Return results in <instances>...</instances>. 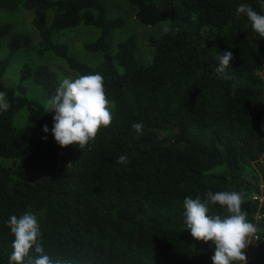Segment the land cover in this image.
I'll return each instance as SVG.
<instances>
[{
  "label": "trees",
  "instance_id": "16d2710c",
  "mask_svg": "<svg viewBox=\"0 0 264 264\" xmlns=\"http://www.w3.org/2000/svg\"><path fill=\"white\" fill-rule=\"evenodd\" d=\"M118 1L134 7L143 25H169L148 39L147 64L137 60L133 38L113 42L126 23L110 13L112 1L0 0L7 51L0 92L10 104L0 113V264L13 251L6 226L13 214H36L44 254L60 264H212L214 246L195 240L183 215L185 198L203 202L207 191L240 193L255 225L264 215L255 199L264 190L251 174L256 169L264 182V38L236 15L241 3L264 15V0ZM19 10L34 15V51L45 60L34 69L23 64L10 82L13 56L34 43L10 19ZM86 27L97 32L80 44L100 55L93 66L57 40ZM225 51L234 59L218 74ZM51 57L77 77H103L112 123L81 150L61 148L51 133L54 113L45 105L63 81ZM29 79L44 90L43 102L27 95ZM135 123L143 124L138 138ZM121 155L126 164L117 163ZM208 214L228 215L219 205ZM257 237L246 264H264V226ZM38 255L31 251L24 264Z\"/></svg>",
  "mask_w": 264,
  "mask_h": 264
},
{
  "label": "clouds",
  "instance_id": "9594fccd",
  "mask_svg": "<svg viewBox=\"0 0 264 264\" xmlns=\"http://www.w3.org/2000/svg\"><path fill=\"white\" fill-rule=\"evenodd\" d=\"M236 15L246 16L252 30L260 38H264V15L245 3L236 8ZM218 59L216 72L223 74L231 66L230 61L234 57L231 51H225ZM9 107L7 94L0 92V113L6 112ZM45 107L48 113H54L51 133L61 148L75 145L81 150L95 140L102 127L107 128L112 123L110 101L100 74L81 75L74 80L64 79L55 94L47 100ZM132 128L138 138L142 134L143 124L135 123ZM42 130L45 133L49 131L47 125ZM127 162L124 155L117 161L120 164ZM204 195L203 202L199 196L195 199L185 198L184 228L190 231L195 240L211 242L215 249L211 257L212 264H246V250L258 237L257 225L249 222L247 213L242 210L243 197L235 191H207ZM209 205H219L226 209L228 215H209ZM6 226L14 237L9 264H24L25 258L33 250L39 255L29 258L27 264H60L44 254L36 214L25 212L20 217L13 214L7 220Z\"/></svg>",
  "mask_w": 264,
  "mask_h": 264
},
{
  "label": "rangeland",
  "instance_id": "374dc122",
  "mask_svg": "<svg viewBox=\"0 0 264 264\" xmlns=\"http://www.w3.org/2000/svg\"><path fill=\"white\" fill-rule=\"evenodd\" d=\"M109 1L114 2L112 6L108 4L110 13L113 15H122L126 23L125 28L115 36L113 42L116 43V41L123 40L128 37L133 38L136 43L135 56L137 60L142 64H147L150 57V50L147 46L148 39L150 37H157L164 34L169 28L168 23L162 22L156 25H143L136 20L134 7L126 4L123 1ZM33 17V14L23 10H19L14 16L10 17V19L15 22L16 26L21 31L25 32L33 38L34 42L32 45L33 50L27 53L19 52L13 56V59L9 64L6 73V79L10 80V82H17L18 73L23 64L27 63L34 69L38 64L42 63L45 60L44 58L39 57L34 51V47L37 44V35L32 26ZM6 18L7 17H5V19ZM96 36L97 32L94 29L86 27L79 28L72 33L63 35L60 38H57V40L59 42H65L66 44H68L69 53L75 56L77 60L93 66L99 62L100 55L84 52L81 49L80 44L85 41H91ZM5 54H7V51L2 45H0V55ZM46 61L52 63L53 67H55V69L59 72L62 80H74L75 78H77V76L73 72L69 71L62 62L54 60L53 57L46 59ZM4 81L7 82V80ZM25 83L27 95L30 98L41 102L45 100L44 90L36 83H34L32 79L27 80ZM255 171H253L251 174H255V179L256 182L258 181L260 190H264V182L259 174L255 173ZM256 225L257 232L261 231L264 226V220L258 222ZM249 258L250 256L248 254L247 261L249 260Z\"/></svg>",
  "mask_w": 264,
  "mask_h": 264
},
{
  "label": "built area",
  "instance_id": "2783aa9c",
  "mask_svg": "<svg viewBox=\"0 0 264 264\" xmlns=\"http://www.w3.org/2000/svg\"><path fill=\"white\" fill-rule=\"evenodd\" d=\"M255 199H258L259 202H261V203L264 202V198L262 196H260V195L259 196H256ZM256 220H257V223L260 222V221H262V220H264V215L263 214H260V213H257L256 214Z\"/></svg>",
  "mask_w": 264,
  "mask_h": 264
}]
</instances>
